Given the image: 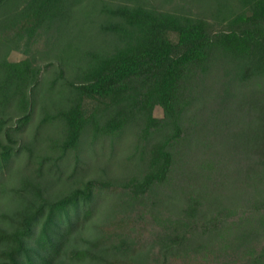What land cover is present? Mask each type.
I'll use <instances>...</instances> for the list:
<instances>
[{"label":"trees","instance_id":"1","mask_svg":"<svg viewBox=\"0 0 264 264\" xmlns=\"http://www.w3.org/2000/svg\"><path fill=\"white\" fill-rule=\"evenodd\" d=\"M0 201V264H264V0H0Z\"/></svg>","mask_w":264,"mask_h":264},{"label":"rangeland","instance_id":"2","mask_svg":"<svg viewBox=\"0 0 264 264\" xmlns=\"http://www.w3.org/2000/svg\"><path fill=\"white\" fill-rule=\"evenodd\" d=\"M23 57V54L21 53H18V52H12L10 53L9 55V58L10 59H13V60H18V59H21ZM155 115L157 116H162L163 115V111L160 107H157L155 109ZM48 130H46L47 132ZM45 132V133H46ZM122 140V139H121ZM119 140L117 141V149H116V152L113 154V155H110V153H108L107 151L106 152H98L97 155H93L87 151L85 152H82L84 154V156L86 158H88V161L91 159H98L100 160L99 163H97L95 166L99 167L100 171L102 173H106L108 174H113L114 176H119L121 174H123V169L122 167L120 166L119 162L124 158L125 155L128 154L129 152V139L128 138H125L124 140ZM40 144V147L37 145ZM31 145L36 149V152L37 151H42L43 148V140L42 142H35L33 141L31 143ZM43 152V151H42ZM34 154L36 155V153L34 152ZM84 158L86 161L87 159ZM70 159V158H69ZM68 159V160H69ZM19 165V164H18ZM109 165H110V168H109ZM92 166V165H90ZM94 168L96 167H91L90 168V171L89 173H87L89 176H93L95 175L96 173L94 172ZM110 169V170H109ZM9 188V186H8ZM118 198L113 195V194H110L109 196H105L102 198V203H100V206L99 208L100 211H98L95 216L93 217V220L90 222V226L87 225V227H85V225H83V227L80 228L79 231H77L75 233V235H73L71 238H70V243H77L78 240H81L82 238H80L81 236L83 238H90V237H93L94 236V228H92V225L94 223H99V222H104L105 220H107V212L112 208L110 205H113L112 202L117 200ZM8 211H11V208H9L7 205H6V201H0V212H8ZM81 235V236H80ZM79 264H82V263H79Z\"/></svg>","mask_w":264,"mask_h":264}]
</instances>
